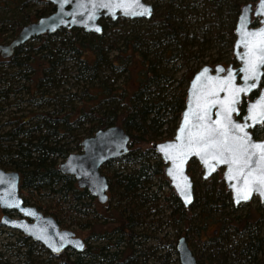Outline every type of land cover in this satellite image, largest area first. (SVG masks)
<instances>
[{
	"label": "trees",
	"instance_id": "1",
	"mask_svg": "<svg viewBox=\"0 0 264 264\" xmlns=\"http://www.w3.org/2000/svg\"><path fill=\"white\" fill-rule=\"evenodd\" d=\"M245 1L153 0L147 19L101 17L99 34L59 27L52 33L33 35L30 40L36 44L19 45L4 65L13 70L0 67V110L19 100L38 108H27L0 123V167L18 172L20 193L32 197L44 191L46 196H56L49 197L47 206L31 204L60 226L75 224L77 230H87L83 247L59 251L54 264L137 263V257L145 253L138 245L152 234L136 228L158 220L147 216L150 208L159 212L163 203L168 208L167 222L174 229L178 223L183 225L180 234L187 237L198 264H264V203L232 205L220 173L202 179L198 163L190 159L186 171L192 180V201L183 207L167 183L163 163L150 147L153 141L171 137L184 102L182 83L195 69L185 66L172 78L178 67L174 61L194 58L184 48L195 43L214 44L216 40L230 47L234 20ZM3 2L13 26L10 37L22 24L53 9L46 0ZM33 2L42 4L30 13L27 7ZM217 19L220 22L215 23ZM69 59L73 69L67 71ZM123 74V84L116 83ZM66 77L76 81L73 89L67 87ZM166 81L175 82L172 89H166ZM24 92L27 95L21 99ZM10 95L20 99L8 101ZM167 122L170 131L161 135ZM2 124L9 126L2 129ZM111 124L122 127L128 143L124 153L101 164L108 194L104 202H98L85 188L77 187L70 174L58 171L57 159L78 150L83 136ZM114 163L117 166L109 171ZM29 198L23 196L24 201ZM172 252L176 254L174 245ZM159 256L163 258L157 264H164L166 253L156 259ZM26 261L31 264L28 255ZM139 264L146 263L141 259Z\"/></svg>",
	"mask_w": 264,
	"mask_h": 264
},
{
	"label": "water",
	"instance_id": "2",
	"mask_svg": "<svg viewBox=\"0 0 264 264\" xmlns=\"http://www.w3.org/2000/svg\"><path fill=\"white\" fill-rule=\"evenodd\" d=\"M46 1L52 4L53 9L22 24L10 41L0 43V56H8L15 46L33 35L52 33L59 27H79L83 31L99 34L101 17L110 20L117 17L147 19L152 10L150 0ZM143 8H148L149 14H137ZM251 17L257 18L256 25L251 24ZM261 31H264V2L255 0L252 6L249 1L242 3L233 25L231 48L236 65L232 67L228 64L225 70L221 63L213 66L204 63L199 66L185 86L183 106L171 137L150 144L163 163V174L168 185L183 207H187L192 201V180L186 171L190 159L198 163L202 179L208 178L221 167V178L232 205L247 202L253 195L264 202V185L245 184L246 177L249 180H258L264 174V162L259 159L260 150L252 147L254 144L264 145V134L261 140L256 141L251 138L247 129L264 117V88H260L254 99L247 101L240 118L235 117L241 95L258 86L264 64H258L255 78L246 79L250 75L246 71L249 61L256 60L260 55L255 49L250 53L247 45H254L260 39L250 34ZM251 85L255 86L250 87ZM236 88H244L246 91L235 94ZM233 98L235 102L231 103V108L234 110L228 114L226 109ZM252 116L256 119H250ZM233 125L244 127V132H238ZM209 130L213 131L209 133ZM201 135L204 139L200 138ZM127 143L128 135L118 124L96 128L79 140L78 150L69 151L58 161L57 169L60 173L70 174L76 186L85 188L98 202H104L108 184L100 166L107 159L124 153ZM206 144H216L217 147H206ZM220 145L231 151L224 152ZM162 146L173 147L165 153L161 150ZM220 159L230 162H218ZM233 159L237 162L231 163ZM249 172L251 176L248 175ZM18 187V172L0 167V208L14 210L20 215L16 218L2 215L0 224L40 243L51 253L65 249L79 251L83 247L84 239L72 229L60 226L51 215L24 203ZM245 193H249L247 200L241 198ZM262 230L264 232V217ZM174 250L178 264H197L183 235L177 236Z\"/></svg>",
	"mask_w": 264,
	"mask_h": 264
},
{
	"label": "rangeland",
	"instance_id": "3",
	"mask_svg": "<svg viewBox=\"0 0 264 264\" xmlns=\"http://www.w3.org/2000/svg\"><path fill=\"white\" fill-rule=\"evenodd\" d=\"M0 2H3V0H0ZM151 4L153 5V0H150ZM4 3V2H3ZM2 3V4H3ZM1 4V5H2ZM11 4V3H10ZM42 3L38 2V3H29L28 11H30V13L33 11L34 8L36 7H40ZM7 5V4H6ZM5 3H4V7L2 9H0V14L1 16L3 15L4 18H1L0 16V40H7V38H9L10 33L12 32L13 26L12 23L10 22V12L8 10V8L6 7ZM191 21L193 22V18H191ZM220 22L217 19L218 23ZM193 24L196 26L198 25V21H194ZM16 33V32H15ZM14 33V34H15ZM9 36V37H8ZM207 36H209L207 34ZM199 40V36L197 37V42ZM30 42L34 41V40H28ZM213 43H209V41L207 42H203V44H199V43H195V45H189L186 46L184 49L188 50L189 53H192L194 55V58L188 59L185 62L179 61V60H175L174 63L178 65V67L176 68V70L172 75L173 77H177V75H179L180 73L183 72V69L185 68V66H189V67H193V68H197L198 66H200L203 63L206 62L207 58H212V57H217L219 58V61L226 63L230 57H232L231 51L229 50L228 47H222L220 45H218L217 41H213ZM33 44H36V42L34 41ZM220 46V47H219ZM114 53V52H113ZM66 65L68 70L70 71L73 69L72 66H70V63L72 62V59L67 60ZM5 63H1L0 67L5 68V70L9 71V70H13V68L10 66L5 67L4 66ZM67 75H70L71 72H66ZM125 77V74H123L122 77L117 78L115 81L116 83L119 81L121 83V85L123 84L122 79ZM14 76H10V80H14ZM67 80L66 85L67 87H70L71 89H73L76 86V81H74V79L72 77H66L65 78ZM21 80H19V78H17V82H20ZM173 81V80H172ZM168 82L166 81V89L170 90L172 89V86L175 84V82ZM61 82H63V80H61ZM80 83V82H78ZM187 82L184 84L182 83V86H186ZM65 86V83H63V87ZM70 89V90H71ZM26 93L24 92L23 95H21V99L22 97H26ZM15 98V101H18L19 95H16L13 97V95L8 98V101H10L11 99ZM14 101V102H15ZM2 105H5L2 101ZM32 109L35 110L38 108L35 107L34 105H28L27 102L25 101H21L19 100L18 103L16 105H12V106H6L4 108H2L0 110V123H2L4 120H7L8 118L12 119V117L14 115H19L21 112L24 113L26 111V109ZM170 122H167L165 124L162 125V130L163 133L161 135H163L164 133H167L168 131H170V126H169ZM9 125L8 124H2L1 128L5 129L7 128ZM173 133V132H172ZM148 143H144L142 146H148ZM61 158L57 159V163ZM117 166L116 163L112 164V166L110 167L111 171L113 168H115ZM129 166H131L129 164ZM100 171L103 173L106 172L105 169H100ZM154 180L152 179L151 182H153ZM151 189L154 188V185L150 186ZM164 191H166V187L163 188ZM43 191V190H42ZM45 192H47V190H45ZM20 193V192H19ZM43 194L41 195H36V196H32L31 194H28L27 192H22L20 193L21 196H25V197H30L28 200V203H35L37 202L38 204H40L41 206L45 205H49L50 201H49V197L51 198V200H53L56 196H46L44 195V191L42 192ZM107 194H108V190H107ZM160 199V197H159ZM114 200V198H112V201ZM110 201L109 203L112 204L113 202ZM258 199L256 197H252L251 198V202L252 204L257 203ZM260 203V201H259ZM159 208V212L154 209V208H150V215L147 216V219L150 218H155V217H159L158 220H154L152 221V223H145V224H141L138 228H136L138 231H143V232H147L152 234V236H148L147 238H145L143 240L142 243H140L139 248L141 250H143L145 253L142 255H139L137 257L138 262L135 264H139L141 259H144L145 263H152V264H157V263H161V259L163 257L159 256L156 259V255H162L164 253H166L165 256V261L164 264H178L177 262V258H176V254H174L172 252V245H174L173 238L175 237L176 233L179 232L180 234V230L182 229L183 225H180L179 223L175 226V229H177L178 231L176 232L175 229L167 222V218H166V213L168 211V208L166 207V205L163 203L161 205L158 206ZM63 227H67L70 228L74 231V233L80 237H82L84 239V237L87 234V230H77V228H75V224L70 225V226H63ZM8 228L6 229L5 226H1L0 227V261H5L4 264H25L24 263V253L22 251H24V243L21 242L18 239H15V233H17V236L19 235L18 232L16 231H10L12 232L13 235L8 234ZM177 236V235H176ZM140 238V237H137ZM137 246V245H136ZM150 250H153V253H148ZM44 257H46V254H43ZM160 260V261H159ZM159 261V262H158Z\"/></svg>",
	"mask_w": 264,
	"mask_h": 264
},
{
	"label": "flooded vegetation",
	"instance_id": "4",
	"mask_svg": "<svg viewBox=\"0 0 264 264\" xmlns=\"http://www.w3.org/2000/svg\"><path fill=\"white\" fill-rule=\"evenodd\" d=\"M247 1H249L250 3H251V6L253 5V3H254V1L255 0H247ZM247 1H245V2H247ZM38 3V2H37ZM37 9L39 8V7H36ZM152 11V10H151ZM35 19V18H34ZM34 19H31V20H34ZM31 20H29V21H31ZM257 18L256 17H254V18H252L251 17V24L252 25H256L257 24ZM234 22H235V20H234ZM234 25V24H233ZM20 27V26H19ZM232 33H233V29H232ZM9 37V36H8ZM13 37V36H12ZM12 37H9V38H7V40H0V43H7L8 41H10V39L12 38ZM233 37H234V34H233ZM1 39V38H0ZM31 39V38H30ZM30 39H28V40H30ZM27 40V41H28ZM232 41H233V39H232ZM26 42V41H25ZM24 43V42H23ZM23 43H21V44H19V45H21L22 47H23ZM19 45H17V46H15L14 48H13V50L15 49V48H17ZM232 42H231V45H230V47H228L229 48V50L231 51V54H232ZM13 50H12V52H11V54H9L8 56H5V57H3V56H0V63H7L8 61H9V59H10V57H11V55H12V53H13ZM213 58H215V57H212V58H207V60H206V62L205 63H208L210 66H213L215 63H221L222 64V67H223V69L225 70V68L227 67V65L228 64H231V66L233 67L234 65H236V61L234 60V58H233V55H232V57H230V59L226 62V63H224V62H221V61H219V58H217L216 57V60L214 59L213 60ZM202 64H204L203 62H202ZM201 64V65H202ZM200 65V66H201ZM199 67V66H198ZM197 67V68H198ZM197 68H195L194 69V71L197 69ZM211 70H212V68H211ZM238 76V75H237ZM260 88H264V66L262 67V71H261V74H260V77H259V80H258V86H256V87H254V88H252V89H250L248 92H247V94H245V95H241V97H240V101L238 102V104H237V108H238V112H237V114L235 115V117H237L238 119L240 118V116L244 113V107H245V105H246V103H247V101L249 100V101H251L252 99H254L257 95H258V93H259V91H260ZM248 131L250 132V136H251V138L253 139V140H256V141H258V140H261L262 138H263V134H264V117L259 121V122H257V123H254L252 126H248ZM216 172H219L220 173V176H221V167H218L216 170H215V172L213 173V174H216ZM222 179V178H221ZM20 194V193H19ZM22 197V199H23V196H21ZM252 197H256V196H252ZM251 197V198H252ZM251 198L248 200V201H251ZM257 198V197H256ZM258 199V198H257ZM247 201V202H248ZM23 202L24 203H26V204H30V203H28V201H24L23 200ZM258 202H259V200H258ZM260 203H264V202H262V201H260ZM30 205H32V204H30ZM40 210V209H39ZM41 212H43L42 210H40ZM43 213H45V212H43ZM2 215H5L6 217H19L20 215H18L14 210H10V209H2V208H0V217L2 216ZM1 226H4V225H2V224H0V227ZM6 227V226H5ZM6 229H7V227H6ZM8 234H11V235H13L12 234V232H10V231H16V230H14V229H10V228H8ZM263 231V230H262ZM16 232H18V231H16ZM264 233V232H263ZM18 236H17V233H15L14 235H15V239H18V240H20V238L21 239H23L24 238V240H23V243L25 244V246H24V251H22L23 253H24V263L25 264H28L29 262H27L26 261V256L28 255L29 256V258H30V261H31V264H54V262H56L55 260H56V256H57V253H51V252H49V251H47L40 243H38V242H36V241H33V240H31L29 237H27V236H24L23 234H21L20 232H18ZM178 235H183L184 236V238H185V240H186V243H188L187 242V237H185V235L184 234H178ZM177 235V236H178ZM177 236H176V238H177ZM176 240V239H175ZM29 242V243H28ZM27 243H28V246H27ZM175 243V242H174ZM188 245V244H187ZM189 246V245H188ZM28 247V248H27ZM190 248V247H189ZM26 249H28V254L25 252V250ZM46 254V257H44V255L43 254ZM178 262V261H177ZM147 264H150V263H147ZM198 264V263H197Z\"/></svg>",
	"mask_w": 264,
	"mask_h": 264
},
{
	"label": "snow or ice",
	"instance_id": "5",
	"mask_svg": "<svg viewBox=\"0 0 264 264\" xmlns=\"http://www.w3.org/2000/svg\"><path fill=\"white\" fill-rule=\"evenodd\" d=\"M262 2H264V0H262ZM149 12H150V10L148 8H143V10L141 12L137 13V14L145 15V14H149ZM97 30H99V29H97ZM250 35H252L253 37H260V39L254 45H247L249 47V52L252 53L253 50L255 49V50L259 51L260 55H259V57L256 60H250L249 61V65H248V68L246 69V71L249 72L250 75H248L246 77V79L255 78L258 64H264V31H261V32H258V33H251ZM229 75L231 77V74H229ZM254 86L255 85H251L250 87H254ZM243 91H246V89H244V88H236L235 89V94H239L240 92H243ZM234 102H235V99L233 98V100L230 101L228 108L226 109L228 114H230L231 111L234 110V109L231 108V103H234ZM254 108H255V106H254ZM201 119H202V117H201ZM250 119L255 120L256 117L252 116V117H250ZM186 120H187V117H186ZM233 127H236V130L238 132H244V127L236 126V125H233ZM211 131H213V130H209V133ZM200 138L204 139V136L201 135ZM171 147H173V146H162L161 150L164 151L165 153H168L169 149ZM206 147H217V145L216 144H206ZM220 147L223 148L224 152L231 151V149H229V148H227V147H225L223 145H220ZM252 147L260 150V158L259 159H260L261 162H264V145L254 144V145H252ZM221 156H223V152H221ZM169 158L171 159L172 157L169 156ZM218 162L229 163L230 161L227 160V159H220ZM236 162L237 161L234 160V159L231 161V163H236ZM205 163H207V160H205ZM248 175L251 176L252 175L251 172H249ZM229 179H232V177L229 176ZM251 183H259L261 185H264V174H262L259 177L258 180H249L246 177L245 178V184L249 185ZM262 194H264V193H262ZM241 198L244 199V200H247L249 198V193H245ZM188 202H190V197H188Z\"/></svg>",
	"mask_w": 264,
	"mask_h": 264
}]
</instances>
